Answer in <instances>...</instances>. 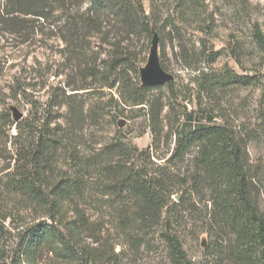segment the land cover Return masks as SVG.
Instances as JSON below:
<instances>
[{"label": "rangeland", "instance_id": "1", "mask_svg": "<svg viewBox=\"0 0 264 264\" xmlns=\"http://www.w3.org/2000/svg\"><path fill=\"white\" fill-rule=\"evenodd\" d=\"M4 4L0 0V13ZM154 6L167 9L162 22L152 21L151 37L132 36L128 43L137 54L139 73L131 75L135 85L121 81L120 69L112 73L111 83L118 78L113 89L107 86L109 46L93 37L88 41L90 52L79 60L63 38L67 26L63 14L56 23H33L36 33L27 42L0 31V206L12 210L7 220L10 231L0 236V264H86L85 256L81 260L51 240L20 247L24 224L47 216L44 207L35 212L34 203L7 188L14 165L11 137L17 129L5 123L2 113L9 110L15 121L13 106L24 114L23 120L33 121L50 107L53 122L71 133L53 158L51 180L69 181L83 190L61 203L58 221L96 264H174L164 240L167 234L178 237L193 264H264L259 245L244 240L235 224L231 192L225 186L213 187L204 175L194 188L198 150L167 163L179 134L189 131L186 113L202 107L201 123L209 125L211 118V125L224 127L243 143L252 199L264 220V59L252 37L255 25L264 31V0H154ZM145 8L150 15V1H145ZM156 30L161 34V66L174 79L139 92L146 104L126 106L124 99L132 97L138 83L142 85L140 70L148 64ZM205 47L206 64L198 59ZM234 72L256 79L248 86L232 85L226 77ZM201 73L219 81L217 87L208 89L204 79H198ZM130 142L125 149L130 168L147 166L154 172L160 167L172 179L162 218L146 227L134 206L129 211L134 222L127 225L121 220L124 204L134 199L115 188L107 171L106 179H101L109 161L116 165L106 167L118 171L122 147ZM117 145L114 156H104L109 146ZM101 160L104 163L98 166Z\"/></svg>", "mask_w": 264, "mask_h": 264}, {"label": "trees", "instance_id": "2", "mask_svg": "<svg viewBox=\"0 0 264 264\" xmlns=\"http://www.w3.org/2000/svg\"><path fill=\"white\" fill-rule=\"evenodd\" d=\"M146 0H5L2 13H0V31L10 33L21 37L23 42L29 41L36 33V27L33 23H56L59 20V14L66 17L67 26L63 33L64 40L69 43L71 52L79 60L84 59L90 52L89 40L91 38H100L105 42L109 50V79L107 86L109 89L115 88L118 78L112 83V73L118 74L121 81L126 84H134L136 79H132L134 72L139 73V66L136 65V52L131 49L129 42L132 36L146 34L151 37L153 26L151 23L162 22L166 15V10L158 9L154 6V0H148L151 3V14L147 15L145 8ZM183 3L179 2V5ZM193 7V11H194ZM20 23H28L22 25ZM160 39V32H156ZM253 41L257 50L261 53V59H264V31L255 25L252 33ZM206 54L205 49L199 52L198 59L200 63H205L206 59L202 56ZM236 61H241L236 57ZM82 62V61H81ZM210 64V63H209ZM91 68V67H90ZM123 72V73H122ZM203 78L207 88H216L219 81L210 74L201 73L198 79ZM230 84L237 86H248L255 81L256 77L243 76L239 73H232L231 77H226ZM112 81V79H111ZM226 83H224L225 85ZM139 86L134 91L130 99H124L126 106H135L146 104V99L140 96L150 92L156 87ZM140 92V93H139ZM50 107L46 108L42 117L33 120H23L15 122L9 110L2 113L5 123L15 126L17 133L12 135L13 150L11 160L14 165L8 172L7 187L13 193L26 197L30 203L35 204V212L40 213L41 206L45 209L47 219L44 217L35 218L31 224H24L23 232H20V247L26 245L42 246L45 242L51 240L58 242L67 251L75 254L81 260L85 256L86 264H96L90 257L86 256L84 251L70 234L66 226L58 221L61 203L67 201L73 192L81 193L82 187L72 185L69 181L54 182L51 180L53 174V158L56 152L65 145L64 139L68 137L66 129L62 125L53 122L50 118ZM204 112L201 107L186 113L189 122V131L184 134L181 132L177 139V144L167 163L181 160L187 156L192 149H197L195 156L196 167L193 171L194 188L198 189V183L203 182V175L207 177L208 182L213 187H223L231 192L234 197L237 215L235 224L239 225L241 237L249 240L261 248V255L264 260V220L256 208L252 199L250 181L246 170V151L240 139H236L232 133H229L224 127L211 125L213 119L209 120V125H204L198 117ZM14 117V116H13ZM73 123V120L70 121ZM3 130L0 128V131ZM128 146L122 147L123 160L119 161L120 166L116 172L114 168L106 167L116 165L113 161L107 162L103 166L101 173L104 175L101 179L104 181L105 171L115 180V188H122L127 196L131 197L129 204H124L123 222L130 225L134 222L133 213H129L132 206L138 208L137 215L144 227L150 226L153 221L159 222L163 211L167 207V198L169 196V182L171 174L164 170L151 171L147 166L141 167L135 171L129 167ZM61 147V148H60ZM120 147L109 146L104 156H114V151ZM142 155L143 151L135 149ZM122 162V163H121ZM104 163L101 160L97 165ZM170 165V164H169ZM106 167V168H105ZM202 179V180H201ZM206 180V179H205ZM197 184V185H196ZM80 188V189H79ZM87 187H85V190ZM171 194V193H170ZM31 208V207H29ZM12 211V210H9ZM8 209L0 206V236H5L10 231L7 220L11 216ZM43 213H41L42 215ZM37 217V216H36ZM136 222V221H135ZM141 226V225H139ZM164 240L171 251V257L174 264H193L188 260L183 251L182 244L175 235L167 234ZM82 254V255H81ZM83 256V257H82Z\"/></svg>", "mask_w": 264, "mask_h": 264}, {"label": "water", "instance_id": "3", "mask_svg": "<svg viewBox=\"0 0 264 264\" xmlns=\"http://www.w3.org/2000/svg\"><path fill=\"white\" fill-rule=\"evenodd\" d=\"M159 36L157 33H154L152 48L150 52V57L146 67L140 70L141 82L143 86H159L173 81V76L167 73L161 66L159 59ZM13 116L16 122H19L24 114L19 111L17 107H11ZM124 125V122L120 126Z\"/></svg>", "mask_w": 264, "mask_h": 264}]
</instances>
